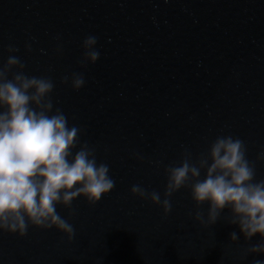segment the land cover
Masks as SVG:
<instances>
[{
  "label": "water",
  "instance_id": "water-1",
  "mask_svg": "<svg viewBox=\"0 0 264 264\" xmlns=\"http://www.w3.org/2000/svg\"><path fill=\"white\" fill-rule=\"evenodd\" d=\"M89 35L100 58L82 68ZM10 44L26 75L54 81L55 107L83 130L81 142L116 183L95 205L81 197L58 208L73 239L54 227H30L24 237L0 232V264L264 260L247 252L258 235L231 241L239 229L227 209L214 225L195 220L207 205L197 209L188 188L170 198L167 215L130 192L140 184L163 194L164 168L185 149L195 160L220 135L243 140L264 179L256 161L264 149V0H0V65ZM72 72L86 80L78 91L60 82Z\"/></svg>",
  "mask_w": 264,
  "mask_h": 264
},
{
  "label": "clouds",
  "instance_id": "clouds-1",
  "mask_svg": "<svg viewBox=\"0 0 264 264\" xmlns=\"http://www.w3.org/2000/svg\"><path fill=\"white\" fill-rule=\"evenodd\" d=\"M97 40L89 35L82 41V68L100 58ZM25 48L30 51L31 44L26 43ZM18 51L10 44L8 58L0 65V232L24 237L30 227H54L73 239L74 226L58 208H71L81 197L95 205L116 182L109 165L98 162L95 148L81 142L83 130L70 126L66 114L55 107L54 81L26 75ZM55 51L61 53L62 45ZM60 82L78 91L86 80L83 73L72 72ZM247 152L240 138L217 136L195 160L185 149L178 163L164 168L167 182L163 194L149 192L140 184L133 185L130 192L167 215L170 198L188 188L197 209L207 205L206 216L196 211L195 220L204 226L214 225L227 209L228 222L239 229V235L230 234L231 241L236 242L240 235L246 240L258 235L259 242L247 252L264 255V179H257L256 165ZM256 161L264 162V149ZM255 264H264V260Z\"/></svg>",
  "mask_w": 264,
  "mask_h": 264
}]
</instances>
